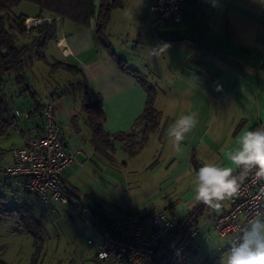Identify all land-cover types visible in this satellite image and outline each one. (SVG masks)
I'll list each match as a JSON object with an SVG mask.
<instances>
[{"label":"crops","instance_id":"0c3cea01","mask_svg":"<svg viewBox=\"0 0 264 264\" xmlns=\"http://www.w3.org/2000/svg\"><path fill=\"white\" fill-rule=\"evenodd\" d=\"M152 1L122 0L119 12L129 16L128 25L135 37L132 56L124 58L112 46L133 69L142 67L145 73L156 75L153 87L157 92L155 104L160 98V108L155 107L160 112L159 126L134 155L126 152L122 139L114 140L112 153L96 151L91 130L85 125L86 117H79L83 126L74 122L82 113V102L73 104L65 97L75 91L84 97L87 94L90 100L100 96L102 128L111 137L130 131L144 109V87L133 73L119 69L97 42L93 26L79 28L69 20H57L56 38L48 43L45 60L31 58V89L40 103L53 101L64 146L74 153V162L61 175L60 182L79 204V208L71 204L45 205L49 218L55 217L63 230L62 243L53 249L63 251L67 238L74 255L68 262V258L58 257L50 264H100L87 241L93 238L98 242L99 232L116 216L164 210L176 224L200 203L194 199V185L195 171L202 163H223L225 153L237 146L238 136L264 125V0H215V7L213 0H203L198 5L186 0L182 20L168 22L157 30L152 28L149 11ZM114 12L106 26L110 43L108 28ZM162 45L167 46L166 51L155 50ZM56 61L74 65L78 72L51 69ZM39 62L51 72L71 74L70 88L45 85L41 79L46 76L49 80L50 74ZM66 87L69 92L65 95L52 96ZM2 95L9 115L15 109L22 113L17 118V128H8L0 135V167H6L11 148L24 144L29 136L42 134L44 126L34 112L31 98L21 94L12 81L3 85ZM168 105L174 108L172 114H165ZM190 112L197 113L198 124L182 142L183 151L177 152L166 132L175 119ZM0 193L8 202L43 204L18 191L3 173ZM227 208L228 201L219 211L206 207L200 212L196 223L202 242L215 232L214 215ZM37 221L44 227L42 216H37ZM242 226L224 235L229 237L227 246L238 239ZM61 234L57 235L59 241ZM197 254L189 264L198 261Z\"/></svg>","mask_w":264,"mask_h":264},{"label":"built area","instance_id":"2783aa9c","mask_svg":"<svg viewBox=\"0 0 264 264\" xmlns=\"http://www.w3.org/2000/svg\"><path fill=\"white\" fill-rule=\"evenodd\" d=\"M186 0H153L149 6L152 28L157 30L168 22L182 20V6ZM198 5L203 0H191ZM26 18V31L52 19ZM21 111L11 114L9 128H17ZM43 133L29 136L24 144L10 150L11 160L0 173L7 175L18 191L36 197L44 205L71 204L78 207L76 199L65 191L61 175L74 162V153L63 143L62 127L56 121L53 101L48 99L43 109ZM264 209V191L252 175L245 180L240 193L228 201V208L214 215L213 229L221 236L235 233L258 210ZM175 219L164 210L113 217L99 232L100 240L89 239L100 264H189L201 248L199 225L192 224L183 231L172 246L161 245L162 239L174 229Z\"/></svg>","mask_w":264,"mask_h":264},{"label":"trees","instance_id":"16d2710c","mask_svg":"<svg viewBox=\"0 0 264 264\" xmlns=\"http://www.w3.org/2000/svg\"><path fill=\"white\" fill-rule=\"evenodd\" d=\"M22 2L36 5L38 7L37 13L34 16L25 13H20L18 16L14 15L12 9ZM121 6L122 0H0V135L6 133L11 119L7 102L4 99L5 96L2 95L3 85L9 83V81L13 82V85L21 94L28 95L31 98L34 112L38 114L44 126L43 109L45 104L37 100L35 92L31 89V58L35 56L45 60L44 52L47 45L56 38V21L69 20L79 28H90L93 26L97 42L110 53L121 71L131 72L138 78L147 93L144 109L130 131L115 133L112 137L102 128L104 114L100 96L90 100V97L85 94L81 110L91 130V140L94 148L101 153H112L114 140L122 139L125 141L123 144L124 148L128 149L130 155H132L134 152H130L129 149L132 144L137 142L139 146H142L146 142L148 135L158 128L160 122V112L154 106L156 90L152 85L142 80L138 71L133 69L124 58L118 56L111 43L107 40L106 26L110 20L111 13L114 9ZM31 16L50 18L52 22L38 24L27 32L24 21ZM22 37H28L29 41H23ZM51 69H64L74 74L78 72L76 66L60 61L52 63ZM67 89L66 87L59 92L52 93V96L65 95L69 92ZM137 126H140L142 134L139 142L134 137V129ZM65 191L68 192L66 189ZM24 206L26 205L24 204ZM206 207L199 203L194 212L178 220L174 229L162 239L161 245L167 248L171 241L178 238L190 225L197 222L200 212ZM20 210L15 206L8 205L5 199L3 200L0 197V215L12 216L19 220L24 217L21 214L22 210ZM20 221L25 223V220L21 219ZM35 223L38 225L37 221ZM181 226L179 233L174 234ZM38 228L39 226L36 228L37 232L36 229H28L35 238L36 243L40 237V233H38L40 229L38 230ZM0 264L7 263L0 261ZM30 264H37L35 256ZM152 264L156 263L152 262Z\"/></svg>","mask_w":264,"mask_h":264},{"label":"rangeland","instance_id":"374dc122","mask_svg":"<svg viewBox=\"0 0 264 264\" xmlns=\"http://www.w3.org/2000/svg\"><path fill=\"white\" fill-rule=\"evenodd\" d=\"M38 7L32 3L28 2H22L16 7L12 9V12L14 15L18 16L20 13H25L29 15H35L37 13ZM115 12L113 14L112 22L109 24L108 31L110 33V38L112 40L111 45L117 50V53L119 55H122L124 58L130 53L133 49L134 45V33L131 27L128 25L127 17L123 15L122 12H119V8L114 9ZM31 16V17H33ZM29 21L30 17H28ZM42 20V18H39ZM33 60L36 61V57H33ZM40 64H43L42 66L47 69L48 73L50 74L49 80L47 78L43 77L41 79V76L38 75V77L44 81V84L47 86H55L57 88H62L64 86H68L71 83V74L60 71L57 73L49 71V67L46 66L44 63L39 62ZM139 71V77L142 80H145L149 85L154 84V77L156 75H149L148 73H145L144 68L138 67L136 68ZM69 87V86H68ZM70 88V87H69ZM156 90V89H155ZM157 92L155 95L156 100ZM68 101L71 103H77L79 105L80 101L83 102L84 96H81V93H78L75 91V93H71V96H65ZM154 100V106L157 108L159 107V100L160 98H157L158 104H155ZM156 101V103H157ZM170 102V101H169ZM174 111V108L170 105L165 107V114H172ZM79 117L81 119H85L84 113H79L78 118L74 122H80ZM86 122V121H85ZM81 123V122H80ZM84 124V123H83ZM81 123V125L83 126ZM86 127L88 126L85 123ZM89 128V127H87ZM90 129V128H89ZM156 131V130H155ZM154 132V131H153ZM151 132V133H153ZM141 128L140 126L135 127L134 129V137L139 142L141 139ZM145 145L139 146L137 142L131 145L130 152L133 151L134 155L135 153L142 150V148ZM148 147V146H147ZM150 147V146H149ZM148 149V148H146ZM147 151V150H145ZM126 152L128 154L129 151L126 149ZM1 194V193H0ZM1 196H4L5 199L7 198L6 195L1 194ZM4 200V198H2ZM8 205L15 206L19 209H21V214L24 215L22 220L16 219L12 216H4L0 215V261L7 263V264H30L32 258L35 256L37 264H50L54 259L61 258L65 259L66 262H68L70 259L73 258V248L71 247V243H69V240L66 238L65 241V248L63 251H55L53 248H55V245L58 243H62L64 236L61 234V228L58 227L59 222L56 221L55 217L52 216V218H49V210L44 204L40 205H31L28 204L23 207L24 204L20 203H13L9 200L6 201ZM29 206V207H27ZM37 216H42V222L44 224V227H40L39 223L38 225L35 223L37 221ZM54 221V222H52ZM38 222V221H37ZM48 224H50L51 227H47ZM30 227H28V226ZM61 225V224H60ZM39 226L38 230L41 229L40 237L37 239V243L35 242V238L33 237L32 233L29 232V230L36 229ZM34 227V228H33ZM60 228V229H59ZM29 229V230H28ZM37 232V229H36ZM58 233L61 234V240L59 241V237L57 236ZM229 237L221 236L217 231L212 232L208 235V237L202 242L201 248L199 250V255L196 260H198L195 264H220L221 257L227 252L229 247L233 244L228 245ZM67 252V254H64ZM64 254V256H63ZM70 258V259H69ZM65 262V263H66ZM63 263V262H62Z\"/></svg>","mask_w":264,"mask_h":264},{"label":"clouds","instance_id":"9594fccd","mask_svg":"<svg viewBox=\"0 0 264 264\" xmlns=\"http://www.w3.org/2000/svg\"><path fill=\"white\" fill-rule=\"evenodd\" d=\"M213 6H217L213 0ZM158 51H166L162 45ZM197 113L181 114L167 129L177 152L197 126ZM237 146L225 153L224 162H205L195 171L194 199L219 211L240 193L252 175L264 191V125L244 131L236 138ZM220 264H264V209L258 210L242 226L238 239L221 257Z\"/></svg>","mask_w":264,"mask_h":264},{"label":"water","instance_id":"95a60500","mask_svg":"<svg viewBox=\"0 0 264 264\" xmlns=\"http://www.w3.org/2000/svg\"><path fill=\"white\" fill-rule=\"evenodd\" d=\"M198 207V206H197ZM196 207V208H197ZM181 228H182V226L179 228V229H177L176 231H175V233L174 234H178L179 233V231L181 230Z\"/></svg>","mask_w":264,"mask_h":264}]
</instances>
